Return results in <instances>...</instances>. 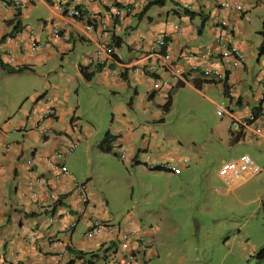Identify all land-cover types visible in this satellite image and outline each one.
<instances>
[{
	"label": "crops",
	"instance_id": "crops-1",
	"mask_svg": "<svg viewBox=\"0 0 264 264\" xmlns=\"http://www.w3.org/2000/svg\"><path fill=\"white\" fill-rule=\"evenodd\" d=\"M11 1L27 6H4L0 0V264H127V256L138 250L135 240L122 246L114 234L85 237L91 220L115 224L107 219L93 171L82 177L66 161L80 147L84 165L112 157L147 167L141 154L155 135L135 125L121 101L110 102L117 97L153 123L163 121L158 110L170 94L173 102L179 89L209 101L204 93H211L215 109L223 105L227 112L217 136L230 144V123L248 121L258 108L236 145L252 143L264 155V0H167L148 7L153 0ZM70 8L79 9L82 18L66 17ZM51 22L64 41L48 40ZM164 35L170 70L158 76L166 85L135 71L155 63L150 48ZM33 43L47 46L32 52ZM231 48L243 60L224 56ZM200 68L214 74L203 79ZM100 97L107 100L109 125L82 113L89 98ZM106 132L114 138L111 153L97 148ZM178 159L180 169L186 168V160ZM76 183L86 185L84 194ZM213 190L219 196L229 191ZM125 225L147 246L141 264L161 260L164 244L155 240L161 228L146 229L130 216ZM166 257L165 264H181Z\"/></svg>",
	"mask_w": 264,
	"mask_h": 264
},
{
	"label": "rangeland",
	"instance_id": "rangeland-1",
	"mask_svg": "<svg viewBox=\"0 0 264 264\" xmlns=\"http://www.w3.org/2000/svg\"><path fill=\"white\" fill-rule=\"evenodd\" d=\"M204 94L210 101L216 100L211 93ZM121 97L110 102L121 101L132 122L148 127L155 135L149 149L141 154V163H147V167L112 157L84 165V157L78 156L80 147L66 160L82 177L93 171L94 182L100 186L98 192L102 193L99 195L106 201L107 219L115 226L120 223L126 234L131 233L125 225L129 216L146 229L161 228V236L155 240L157 245L164 244L162 258H153L149 264H165L162 259L166 255L181 264H264L256 258L264 246V172L238 184L225 196L213 190L227 189L218 172L224 164L241 156L248 155L264 169V155H260L256 145L221 143L223 138L217 134L226 119L216 115L209 100L189 89L178 90L168 113L158 110L162 122H146L141 109L136 114L130 112ZM99 107L103 109L100 119ZM107 107V100L100 97L89 98L81 109L85 117L90 114V119L109 125L112 116ZM152 117L154 111L148 120ZM145 136L149 138L150 134ZM153 144H158V148ZM164 154L169 155L167 160H159L158 156ZM178 158L186 160V168L180 169ZM150 167H170L181 173L175 175L174 171Z\"/></svg>",
	"mask_w": 264,
	"mask_h": 264
},
{
	"label": "built area",
	"instance_id": "built-area-1",
	"mask_svg": "<svg viewBox=\"0 0 264 264\" xmlns=\"http://www.w3.org/2000/svg\"><path fill=\"white\" fill-rule=\"evenodd\" d=\"M2 3L4 6H13L14 8H26V3H12L11 0H2ZM226 4H222V7L224 8ZM65 16L72 19H80L82 18V12L79 9L76 8H70L65 11ZM217 21H221L219 18ZM50 25V34L48 36V40H58V41H64L66 37L64 36L62 30L59 26L51 22ZM169 45L168 36L164 35L157 40L154 41L152 44L150 51L156 58V61L154 64L149 65L145 68V70L136 68L135 71L138 73L145 74L150 77H154L156 82L158 84L166 85V82L163 81V78L158 76V72L160 73H167L170 70V65L167 61V57L165 54V50L167 46ZM47 46V44H35L33 43L30 47V51L35 52L43 47ZM108 53L111 51L108 50ZM228 55H234L236 59L243 60V56L240 52H238L235 48H231L230 51L225 52L224 56ZM200 74L203 79L208 78L209 76H212L214 72L206 70L205 68H200ZM216 115L220 118L224 117L227 112L223 105H219L215 109ZM50 114H47L45 118H48ZM255 119L250 117V119L246 122H231L228 131L230 135H236L240 134L243 129H246L249 125V122H253ZM73 146L69 149H71ZM121 158H124V152H121L120 154ZM165 169H168L170 171H174L170 167H164ZM60 171L63 174L67 173V170L62 166L60 167ZM263 169L259 168L256 163L249 157V156H241L237 161H232L229 163L224 164L219 172L218 176L222 180L223 184L227 187L228 190L233 189L238 184L242 183L243 181L247 180L248 178L254 177L259 175ZM175 174L178 172L177 170L174 171ZM179 173V172H178ZM37 182H41L38 180ZM74 188L81 192L82 194L86 191V185L85 184H74ZM99 233H108V234H114L116 237H120L122 240H118L122 246H125L130 242V240H135L138 244V250L135 253L129 254L127 256V264H141L140 257L142 256V253L147 250V246L145 245L142 238H137L134 233L126 234L124 233L119 226H112L107 223L101 222L99 220H91L88 230L85 233L86 238H92L95 235ZM130 237V239H129ZM134 238V239H132ZM129 239V240H128Z\"/></svg>",
	"mask_w": 264,
	"mask_h": 264
},
{
	"label": "trees",
	"instance_id": "trees-1",
	"mask_svg": "<svg viewBox=\"0 0 264 264\" xmlns=\"http://www.w3.org/2000/svg\"><path fill=\"white\" fill-rule=\"evenodd\" d=\"M166 1L167 0H153V1L148 3L147 7L148 6H163ZM263 52H264V50H261V53H263ZM4 69L10 73L20 72L21 70H23V69H20L19 71H16V70H12V69H6V68H4ZM82 73L86 79L90 78L91 74L90 75L86 74V72L84 70H82ZM194 84L197 86L196 83H194ZM178 85L181 86V83H179ZM171 95L172 94L168 95L165 104L161 107L164 113H167L170 110V107L172 104V96ZM259 111L260 110L258 108L253 110V118L254 119H256L257 115H259ZM241 137H242L241 134H239L237 136L231 135V143H233V144L238 143V141H240ZM113 141H114V138L109 134V132H106L104 134L103 138L101 139V141L98 143L97 148L103 153H111V145H112ZM150 169L151 170H166L165 168H160V167H155V168L150 167ZM83 255H89V254H83ZM256 258L258 260L264 261V246L259 248V250L256 253ZM88 264H89V262H88Z\"/></svg>",
	"mask_w": 264,
	"mask_h": 264
}]
</instances>
